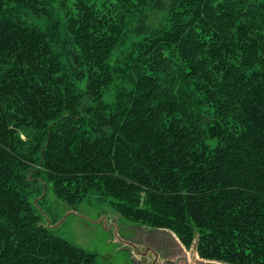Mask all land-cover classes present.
I'll use <instances>...</instances> for the list:
<instances>
[{"label": "trees", "instance_id": "1", "mask_svg": "<svg viewBox=\"0 0 264 264\" xmlns=\"http://www.w3.org/2000/svg\"><path fill=\"white\" fill-rule=\"evenodd\" d=\"M27 176L264 264V0H0V264H94Z\"/></svg>", "mask_w": 264, "mask_h": 264}, {"label": "rangeland", "instance_id": "2", "mask_svg": "<svg viewBox=\"0 0 264 264\" xmlns=\"http://www.w3.org/2000/svg\"><path fill=\"white\" fill-rule=\"evenodd\" d=\"M27 179H34L33 182L37 183L34 193L29 196L38 211L37 224L95 255L94 264H139L129 248L116 242V234L125 243L132 240L138 242L144 236L141 225L124 218L96 196L71 206L57 199L52 186L44 182L45 176H27ZM146 231L150 234L148 241L155 238L154 230Z\"/></svg>", "mask_w": 264, "mask_h": 264}, {"label": "water", "instance_id": "3", "mask_svg": "<svg viewBox=\"0 0 264 264\" xmlns=\"http://www.w3.org/2000/svg\"><path fill=\"white\" fill-rule=\"evenodd\" d=\"M148 229L143 227L144 236L138 242L132 240L125 243L121 240L123 238L116 234V242L129 248L139 264H225L200 258L196 241L190 250H187L177 235L168 229H153L155 238L148 241Z\"/></svg>", "mask_w": 264, "mask_h": 264}, {"label": "bare ground", "instance_id": "4", "mask_svg": "<svg viewBox=\"0 0 264 264\" xmlns=\"http://www.w3.org/2000/svg\"><path fill=\"white\" fill-rule=\"evenodd\" d=\"M79 204V203H78Z\"/></svg>", "mask_w": 264, "mask_h": 264}]
</instances>
